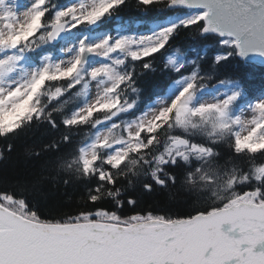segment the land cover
Masks as SVG:
<instances>
[{
  "label": "trees",
  "instance_id": "16d2710c",
  "mask_svg": "<svg viewBox=\"0 0 264 264\" xmlns=\"http://www.w3.org/2000/svg\"><path fill=\"white\" fill-rule=\"evenodd\" d=\"M69 1H46L40 9L43 32L49 30L56 10ZM172 1L116 0L88 32L93 38L110 36L119 24L129 32H150L154 24L187 11L173 9ZM205 29L204 20L178 25L153 53L140 60L127 55L123 63L112 64L119 74L111 93L112 109H99L73 121L72 113L84 102V93L82 85L64 83V75L39 85L18 115L0 116V206L51 225L88 221L129 225L151 219H191L244 201L264 204V175H260L264 143L255 149L239 147L235 127L215 134L217 120L207 114L194 118L196 129L184 131L177 127L178 112L173 109L150 131L142 129L137 137L140 147L129 145L118 164L109 160L104 147L97 148L88 170L83 164L82 147L104 119L132 105L131 111L112 116L115 121L122 119L115 141L129 138L124 122L166 95L179 78L195 74L190 83L194 92L235 82L241 86L236 102H250L264 93V65L243 60L236 45L217 34L205 35ZM176 51L188 62L179 71L167 62ZM176 138L187 141L186 155L192 148L201 149L202 155H170Z\"/></svg>",
  "mask_w": 264,
  "mask_h": 264
},
{
  "label": "water",
  "instance_id": "95a60500",
  "mask_svg": "<svg viewBox=\"0 0 264 264\" xmlns=\"http://www.w3.org/2000/svg\"><path fill=\"white\" fill-rule=\"evenodd\" d=\"M173 6L206 10L208 33L232 37L243 59L264 65V0H176ZM64 30L53 28L49 41L61 42ZM90 56L84 50L81 64ZM1 219L0 232L8 223L17 230L0 233V264H264V204L128 227L44 225L0 207Z\"/></svg>",
  "mask_w": 264,
  "mask_h": 264
},
{
  "label": "rangeland",
  "instance_id": "374dc122",
  "mask_svg": "<svg viewBox=\"0 0 264 264\" xmlns=\"http://www.w3.org/2000/svg\"><path fill=\"white\" fill-rule=\"evenodd\" d=\"M38 1L0 0L1 117L13 118V115L19 114L20 104L29 98L32 82H36L38 79V82H40L46 71L50 70V75L56 76L55 74L59 71L66 72L72 68L71 71L76 73L87 68L97 76V78H93L85 84L87 100L80 109L74 112L75 120L81 119L93 110L112 109L114 103H111L112 100L107 91L116 82L117 72L111 68L110 63L121 64L125 61L123 59L126 55H130L133 60L144 58L154 51L157 42L164 37L166 32L171 31L180 24H191L204 19L207 14L205 10L201 9L178 12L166 21L154 24L149 34H139L135 31L127 32V30L121 32V30L115 28L112 38L106 39L104 36H100L94 40H89L90 46L86 44V47L92 51V56L86 66L80 69L77 68L80 60V45L67 42L60 47L56 54H46L40 60V71H36L31 65L18 63L8 47L13 46L14 37L19 32H24L23 36H27L37 31L29 33L28 27L31 25L30 30H35L34 14ZM107 1L113 0H72L58 10L54 17V23L65 22L67 29L77 26V22L80 20H85L83 22L88 21V25L96 21L99 23ZM152 1L159 0H147V2ZM225 41L229 44L233 43L230 38L225 39ZM121 49L126 50V52H121ZM117 50H120V52L114 54ZM167 62L175 70L183 69L188 63L185 56L177 51L168 56ZM83 75L84 73L81 72V76ZM194 76L195 74H192L189 77L179 78L173 82L166 95L156 98L138 117L125 122V128L130 135L129 139L134 142V145L139 146V142L136 140L138 132L144 128L150 131V128L156 124L158 119H161L160 121L164 120L166 115H169V112L174 109L176 113L178 112L176 125L179 129L184 131L196 129L194 118L207 114L211 116L212 121L217 120L216 124L219 125V130L232 125L235 127L239 147L260 148L264 143V93L250 102H236V99L239 98L240 86L235 82H224L209 90L194 92L190 90L191 86L189 84ZM69 80H71L69 76L63 79L66 84H69ZM37 83L34 87L37 86ZM179 99H181L180 103H178ZM3 109L6 110L7 114L4 115ZM125 109H119L112 116L121 115ZM112 116L107 117L110 120L108 124H117L112 121ZM109 130L108 127L101 128L95 139L83 148V160L87 169L90 168L94 147L104 141ZM215 134H218V132ZM176 141L181 143L178 149L172 145ZM173 142L169 154L175 158H184V156L188 157L191 154L198 158L203 153L201 149L192 148L189 149V154L186 155L188 150L184 148L187 146V141L183 138H176ZM124 151L125 147L113 150L110 152L109 158H117L115 162L117 164ZM261 174L264 175V167L260 169ZM247 202L253 203V201Z\"/></svg>",
  "mask_w": 264,
  "mask_h": 264
}]
</instances>
